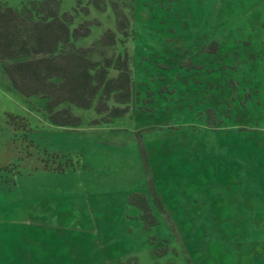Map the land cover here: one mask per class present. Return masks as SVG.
<instances>
[{"label":"rangeland","instance_id":"obj_1","mask_svg":"<svg viewBox=\"0 0 264 264\" xmlns=\"http://www.w3.org/2000/svg\"><path fill=\"white\" fill-rule=\"evenodd\" d=\"M115 7L131 35L107 53L129 52L139 93L125 116L73 106L82 124L56 125L0 63V264H264V0H106L76 16L93 22L79 46L116 31Z\"/></svg>","mask_w":264,"mask_h":264},{"label":"trees","instance_id":"obj_2","mask_svg":"<svg viewBox=\"0 0 264 264\" xmlns=\"http://www.w3.org/2000/svg\"><path fill=\"white\" fill-rule=\"evenodd\" d=\"M28 1L22 3V9H15L7 0H0V63L10 85L25 96L43 98L48 119L63 127L82 124L73 106L94 107L97 123H108L131 112L139 101L131 56L127 50L107 53L108 48L130 37V17L115 7L116 31L107 29L99 40L100 47L97 43L79 46L77 41L90 35L93 22L83 21L72 27L76 16L89 14L91 4L105 8L106 0H89L87 5L76 0L74 13L61 12L62 0ZM211 48L215 51L217 43ZM94 52L100 54L99 59L91 57ZM6 168L0 162V170ZM39 168L63 171L62 165L57 168L49 163ZM152 199L164 209L154 186ZM129 202L139 208L145 229L159 223L149 196L135 192L130 194Z\"/></svg>","mask_w":264,"mask_h":264},{"label":"crops","instance_id":"obj_3","mask_svg":"<svg viewBox=\"0 0 264 264\" xmlns=\"http://www.w3.org/2000/svg\"><path fill=\"white\" fill-rule=\"evenodd\" d=\"M1 192H2V191H1V189H0V195H1ZM1 215H2V214H0V219H1ZM0 221H1V220H0Z\"/></svg>","mask_w":264,"mask_h":264}]
</instances>
